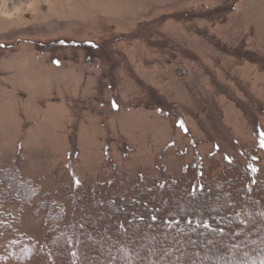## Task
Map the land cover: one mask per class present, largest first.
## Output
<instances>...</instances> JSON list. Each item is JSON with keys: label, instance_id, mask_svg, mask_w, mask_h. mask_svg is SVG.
I'll list each match as a JSON object with an SVG mask.
<instances>
[{"label": "rangeland", "instance_id": "374dc122", "mask_svg": "<svg viewBox=\"0 0 264 264\" xmlns=\"http://www.w3.org/2000/svg\"><path fill=\"white\" fill-rule=\"evenodd\" d=\"M209 155L264 175V0H0V167L44 195ZM39 200L7 206L36 240Z\"/></svg>", "mask_w": 264, "mask_h": 264}, {"label": "trees", "instance_id": "16d2710c", "mask_svg": "<svg viewBox=\"0 0 264 264\" xmlns=\"http://www.w3.org/2000/svg\"><path fill=\"white\" fill-rule=\"evenodd\" d=\"M205 159L196 156L174 176H120L114 188L76 191L59 179L60 190L44 195L16 163L0 167V264H264V175ZM39 197L37 212L45 216L36 240L7 206L33 208ZM98 234L115 240L90 260L87 241Z\"/></svg>", "mask_w": 264, "mask_h": 264}]
</instances>
